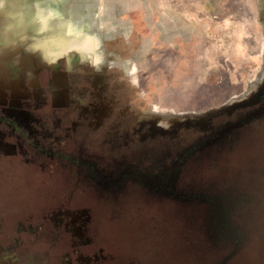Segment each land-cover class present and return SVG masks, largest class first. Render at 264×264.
<instances>
[{
  "label": "rangeland",
  "instance_id": "rangeland-1",
  "mask_svg": "<svg viewBox=\"0 0 264 264\" xmlns=\"http://www.w3.org/2000/svg\"><path fill=\"white\" fill-rule=\"evenodd\" d=\"M262 76L264 0H0V264H264Z\"/></svg>",
  "mask_w": 264,
  "mask_h": 264
},
{
  "label": "flooded vegetation",
  "instance_id": "flooded-vegetation-1",
  "mask_svg": "<svg viewBox=\"0 0 264 264\" xmlns=\"http://www.w3.org/2000/svg\"><path fill=\"white\" fill-rule=\"evenodd\" d=\"M256 98H258V97H256ZM256 98H255V100H256ZM264 99V98H263ZM251 104V103H250ZM246 105L245 104H243V105H239L238 107H245ZM262 112H264V105H263V107L260 109V111L258 112V114L257 115H261V113ZM249 121V118H248V115H244V116H242L241 118H240V121L239 122H237L236 124L237 125H242V124H244V122L245 123H249L248 122ZM228 127V125H226V128ZM219 132V131H218ZM212 141V139H208L207 141H206V143H209V142H211ZM195 148H192L191 150H194ZM190 150V149H189ZM187 151L184 155H182V157H181V159L180 160H182L188 153H191L190 151ZM177 170H178V168H176L173 172H172V174H171V176L172 175H174L175 176V174L177 173Z\"/></svg>",
  "mask_w": 264,
  "mask_h": 264
},
{
  "label": "snow or ice",
  "instance_id": "snow-or-ice-1",
  "mask_svg": "<svg viewBox=\"0 0 264 264\" xmlns=\"http://www.w3.org/2000/svg\"><path fill=\"white\" fill-rule=\"evenodd\" d=\"M262 78H264V76H262Z\"/></svg>",
  "mask_w": 264,
  "mask_h": 264
}]
</instances>
